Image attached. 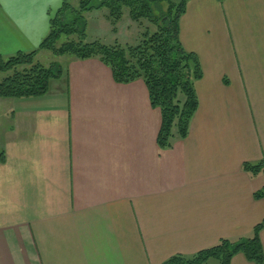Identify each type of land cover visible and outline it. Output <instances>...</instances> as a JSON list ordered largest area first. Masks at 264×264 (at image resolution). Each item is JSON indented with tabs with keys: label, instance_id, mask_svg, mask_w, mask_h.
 Wrapping results in <instances>:
<instances>
[{
	"label": "crops",
	"instance_id": "1",
	"mask_svg": "<svg viewBox=\"0 0 264 264\" xmlns=\"http://www.w3.org/2000/svg\"><path fill=\"white\" fill-rule=\"evenodd\" d=\"M63 1L0 0V56L38 49ZM180 40L203 77L169 149L145 82L116 83L99 58L61 57L46 95L0 99V264H163L252 235L264 173L243 165L264 159V0H190Z\"/></svg>",
	"mask_w": 264,
	"mask_h": 264
},
{
	"label": "trees",
	"instance_id": "2",
	"mask_svg": "<svg viewBox=\"0 0 264 264\" xmlns=\"http://www.w3.org/2000/svg\"><path fill=\"white\" fill-rule=\"evenodd\" d=\"M166 1L80 0L76 8L70 0H64L51 20L50 33L38 49L8 58L0 56V73L6 74L0 82V99L39 97L49 92L51 81L59 78L63 70L57 64L48 67L41 64L37 59L41 51L56 56L71 55L81 60L99 58L112 70L116 83L129 84L139 79L145 82L152 106L160 109L162 115L157 142L163 149L171 148L176 137L185 139L188 136L199 107L195 83L203 77V71L198 56L186 51L180 40V19L190 0L179 3L169 0V8L164 13L162 4ZM103 8L108 10L115 32L126 9L133 21L147 20L157 29L147 28L135 46L87 42L85 14ZM4 161L2 151L0 162ZM243 169L258 176L264 173V159L259 163H244ZM254 196L264 198V188ZM263 230L264 220L255 226L249 237L221 239L215 246L192 257L177 255L163 264H209L211 260L231 264L238 254L255 264H264Z\"/></svg>",
	"mask_w": 264,
	"mask_h": 264
},
{
	"label": "rangeland",
	"instance_id": "3",
	"mask_svg": "<svg viewBox=\"0 0 264 264\" xmlns=\"http://www.w3.org/2000/svg\"><path fill=\"white\" fill-rule=\"evenodd\" d=\"M171 1L179 3L181 0ZM79 2L80 0H70V3L76 8L79 6ZM162 8L164 13H166L169 8V0L163 2ZM85 19L87 20V42L100 41L106 45L118 42L122 46H135L140 42L141 35L147 30V28L152 31H155L157 29L156 26L152 25L147 20H142L141 22L133 21L129 15L128 9H126L124 12V17L122 18L121 23L119 25L120 27L118 29V34H116L111 27V24L109 22L110 20L108 18V10L106 8L87 12L85 14ZM64 56L69 58L71 55ZM64 56H56L49 51H41L37 59L44 66L48 67L52 64H57L60 65L63 70L64 67L62 64H64L66 62V59H68L61 58ZM5 77L6 74L0 73V82L3 81ZM5 108V106L0 107V137L3 132V129L6 128L7 125ZM209 264H218V262L216 260H211Z\"/></svg>",
	"mask_w": 264,
	"mask_h": 264
}]
</instances>
